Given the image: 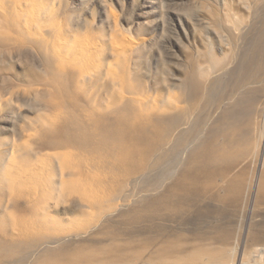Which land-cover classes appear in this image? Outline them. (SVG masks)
<instances>
[{"label": "bare ground", "instance_id": "obj_1", "mask_svg": "<svg viewBox=\"0 0 264 264\" xmlns=\"http://www.w3.org/2000/svg\"><path fill=\"white\" fill-rule=\"evenodd\" d=\"M58 36L60 40L63 39L61 31ZM260 36L258 41L262 42L258 43L259 47L251 46L253 39L251 42L247 41L248 46L245 44L246 50L244 46L245 51L240 53L238 59V67L244 63L247 73L243 72L253 84V89L247 94L252 107L245 108L249 113L247 118H241L237 112L226 108L229 110L226 111L227 117L232 124V132L226 133L230 138L241 139L246 130L244 127L252 129L258 125L260 115L255 106L264 104V33ZM124 45L138 47L140 43L138 39L129 36L125 41L114 42L112 47L118 52ZM80 48L89 55L91 47L85 49L81 45ZM56 61L62 62L50 71L53 74V86L60 92L65 91L69 99L65 103L60 102L59 106L56 102V113L50 115L38 131L30 134L35 144L31 148L32 152L56 150V154L47 163L49 174L54 180L40 181L38 172L32 171L28 196L15 191L10 180L0 183V200L6 198L8 203L19 206L24 212L10 220H4V215L0 214L3 218L0 220V264H4L2 262L8 257L13 258L12 264H84L93 259L98 260L94 264H264V172L261 167L264 162V119L259 139L260 149L255 150L254 154L246 147L239 148L236 155L226 148L208 147V152L204 154L208 161H204V158L194 153L195 150H190L194 149V143L191 142L194 138L191 140L190 137L193 132L200 131L204 121V114L200 116L197 112V104L203 93L201 91L205 89L201 80L190 76L184 83L185 91L172 97L167 105L144 107V98L137 96L134 91H126L128 94L116 97L110 106L103 105L86 91L85 94L76 89L79 82L83 84L85 81L83 76L86 73L73 57H61ZM231 66V70H234L232 67L235 68L236 65ZM230 68L223 65L222 71ZM239 69L235 68L237 71ZM93 70L100 77H108L113 87L119 83L124 87L127 83L126 67L114 68L110 63H102L101 66L96 64ZM225 77L227 78L226 75ZM224 82L226 83L225 80ZM254 82L258 85H254ZM228 86L227 84L222 89L225 90ZM215 89V86L210 89L211 97H214ZM133 103L138 104L135 109L129 107ZM260 111L264 114V106ZM115 113L118 115L116 118L113 116ZM210 117L209 120L212 119ZM200 137L203 140L205 136ZM191 143L193 147L190 148ZM220 162H226V167L221 169L216 166ZM6 178L9 179L8 176ZM72 189L83 191L80 199L79 195L75 197L80 201L78 209L86 216L84 219L91 216L95 218L92 222L81 223L77 229L64 223L53 224L46 216L54 193L59 202ZM207 199L215 202L212 204L210 200L209 204L214 205L217 208L215 212H220L221 215H213L216 218L209 221V228H196L192 234L189 233L190 236L184 243L170 240V237L163 240L162 235L153 238L151 227H148L151 222L143 227L146 220L157 219L166 213L183 212L187 204L197 207L196 210L200 213L210 206L206 203ZM224 206L227 209L225 211ZM126 210L130 216L138 214L140 222L146 221L139 235L141 246L138 251H129V247H125L128 244L124 245L122 241L120 244L98 242L95 249L96 247H91V244L97 243L95 239L91 244L86 241L88 239H80L88 234L93 235L95 231L104 232L111 228L115 223L111 225L108 222L116 218L121 221L120 218L126 217ZM190 210L189 214L192 215ZM201 213L205 215V212ZM239 214L245 217L241 223L236 219L224 220ZM191 217L193 218L190 216L188 219ZM203 217L201 216L202 219ZM207 220L210 218L205 221ZM162 221L155 223L160 224ZM176 221L178 223V220H174ZM51 226H54L53 229ZM91 235L89 236H94ZM68 241L73 244L68 246L69 242L67 247H63ZM103 253H107V256L98 259Z\"/></svg>", "mask_w": 264, "mask_h": 264}, {"label": "rangeland", "instance_id": "obj_2", "mask_svg": "<svg viewBox=\"0 0 264 264\" xmlns=\"http://www.w3.org/2000/svg\"><path fill=\"white\" fill-rule=\"evenodd\" d=\"M26 1H29V4H26ZM263 16L264 0H0V183L10 180L15 191L28 196L31 191L32 171L38 172L40 181L54 180L49 174L47 163L56 154V150L43 149L37 153L32 152L31 148L35 144L30 134L38 131L50 115L56 113V102L59 106L60 102L65 103L69 99L65 91L60 92L53 86V74L50 73L53 67L62 62H57L56 59L67 56L73 57L81 67L83 66L86 73L83 76L85 81L83 84L79 82L76 89L83 93L86 91L103 105L112 106L116 97L122 96L126 91H134L137 96L144 98L142 104L144 107L167 105L172 97H177L185 91L184 83L190 76L201 80L205 89L201 91L203 93L199 105L197 104V112L200 116L204 114L202 115L204 121L200 131L193 132L194 136L191 134V140L194 138L195 141L194 139L191 141L194 145L191 143L190 148L194 146V149L190 150L196 152L200 150L194 153L204 158V161H208L204 154L209 148L218 146L231 150L235 155L241 147L250 148L251 154H254L255 150L260 149L259 139L264 119L262 116L264 114L260 110L264 104L255 106L260 115L258 125L252 129L244 127L246 130L241 139L226 135L232 126L226 111L237 112L241 118L249 116L245 108L252 107L247 94L253 89L251 88L253 84L246 78L244 63L238 67L240 63L238 59L240 53L243 54L246 50L247 41L251 42L253 39L251 42L253 48H258L261 44L262 41L258 39H261L259 36L264 33ZM59 31L63 34L61 40L58 36ZM124 36L138 39L140 45L138 47L124 45L116 52L112 44L125 41ZM81 45H84L85 49L91 47L88 56L80 48ZM102 63H110L114 68L126 67V85L123 87L119 83L113 87L108 77L98 76L93 67L96 64L101 66ZM234 64L236 69L240 68L238 71L232 67ZM223 65H227L228 68L232 65L234 70L230 68L222 71ZM227 84L229 86L225 90H228L225 91L223 89ZM256 84L258 85L254 82V85ZM214 86L216 91L214 97H211L209 91ZM221 91H225L226 95ZM137 106L138 104L133 103L129 107L135 109ZM210 115L212 119L209 120ZM113 116L116 118L118 115L115 113ZM236 119L239 120L237 116ZM200 136L205 137L202 140ZM216 166L223 169L226 162L216 163ZM261 167L264 172V162ZM66 194L58 202L54 193L46 215L51 223H64L72 229H77L81 223L95 220L92 216L84 219L86 216L79 212L78 200L83 191L72 189ZM210 200L207 199L206 203L209 204L212 201ZM212 204L215 202L212 201ZM196 208L187 204L183 212L166 213L158 217L160 220L155 218L151 221L146 220L147 222L144 220L140 222L138 214L130 216L126 210L127 218H120L121 221H117L116 218L108 222V224L111 222V225L115 223L116 226H111L104 232L95 231L92 233L94 236L88 234L80 239L84 241L88 239L86 240L88 244L94 243L92 240L95 239L97 243L91 244V247H96L95 249L99 245L98 242L101 244L123 242L124 245L128 244L125 245L126 248H131H128L129 251H138L141 246L139 235L142 233V226L145 222L143 227L151 222L147 226L151 227L150 233L152 232L153 238L162 235L163 240L170 237V240L184 243L183 241L190 236L189 233L192 234L196 228L199 230L203 227L209 228L211 220L221 215L220 212H215L217 208L214 205L201 211L205 212L206 216L204 213H198ZM225 208L224 206V211L227 210ZM20 209L22 208L8 203L6 198L0 200V214L4 215V220H10L18 213L23 214ZM128 209L130 211V208ZM199 214L204 216L203 219ZM189 215L193 218L188 219ZM205 217L210 220L205 221ZM173 218H176L174 220H178L180 225L177 221L174 222ZM228 219H236L241 223L245 217L242 214L231 215L224 220ZM0 220L3 218L0 217ZM157 221L163 223H155ZM105 224L107 225V221ZM53 227L51 226L52 229ZM187 228L191 230L188 231ZM80 239L78 241H81ZM69 242L71 243L68 241L63 247H67ZM70 243L68 246L73 244ZM106 256L107 253H103L98 259ZM97 262V259H93L84 264ZM2 263L12 264L13 258L8 257Z\"/></svg>", "mask_w": 264, "mask_h": 264}]
</instances>
